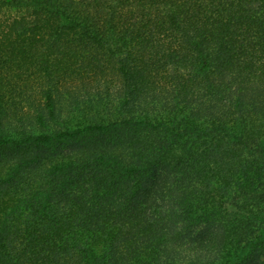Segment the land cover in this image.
<instances>
[{
    "label": "trees",
    "instance_id": "1",
    "mask_svg": "<svg viewBox=\"0 0 264 264\" xmlns=\"http://www.w3.org/2000/svg\"><path fill=\"white\" fill-rule=\"evenodd\" d=\"M0 264H264V0H0Z\"/></svg>",
    "mask_w": 264,
    "mask_h": 264
},
{
    "label": "rangeland",
    "instance_id": "2",
    "mask_svg": "<svg viewBox=\"0 0 264 264\" xmlns=\"http://www.w3.org/2000/svg\"><path fill=\"white\" fill-rule=\"evenodd\" d=\"M201 232H204V231H196L193 235H198V234H200ZM205 232H207V231H205ZM204 232V233H205Z\"/></svg>",
    "mask_w": 264,
    "mask_h": 264
}]
</instances>
